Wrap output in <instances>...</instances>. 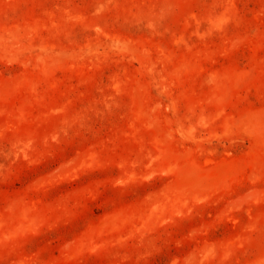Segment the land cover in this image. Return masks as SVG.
I'll list each match as a JSON object with an SVG mask.
<instances>
[{"label":"rangeland","instance_id":"rangeland-1","mask_svg":"<svg viewBox=\"0 0 264 264\" xmlns=\"http://www.w3.org/2000/svg\"><path fill=\"white\" fill-rule=\"evenodd\" d=\"M0 264H264V0H0Z\"/></svg>","mask_w":264,"mask_h":264}]
</instances>
